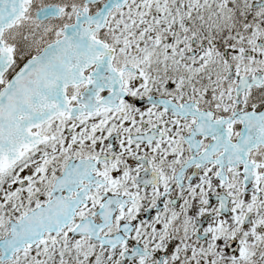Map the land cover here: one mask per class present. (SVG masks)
<instances>
[{
  "label": "snow or ice",
  "instance_id": "6c2138e0",
  "mask_svg": "<svg viewBox=\"0 0 264 264\" xmlns=\"http://www.w3.org/2000/svg\"><path fill=\"white\" fill-rule=\"evenodd\" d=\"M0 264H264V0H0Z\"/></svg>",
  "mask_w": 264,
  "mask_h": 264
}]
</instances>
